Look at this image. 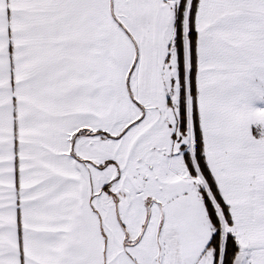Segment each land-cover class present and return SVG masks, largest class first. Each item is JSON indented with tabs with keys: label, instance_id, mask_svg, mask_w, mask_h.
I'll use <instances>...</instances> for the list:
<instances>
[{
	"label": "snow or ice",
	"instance_id": "6c2138e0",
	"mask_svg": "<svg viewBox=\"0 0 264 264\" xmlns=\"http://www.w3.org/2000/svg\"><path fill=\"white\" fill-rule=\"evenodd\" d=\"M0 264H264V0H0Z\"/></svg>",
	"mask_w": 264,
	"mask_h": 264
}]
</instances>
